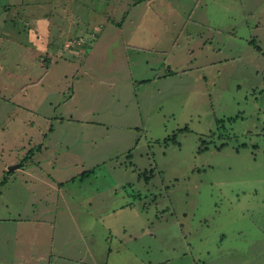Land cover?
I'll use <instances>...</instances> for the list:
<instances>
[{"label": "rangeland", "instance_id": "rangeland-1", "mask_svg": "<svg viewBox=\"0 0 264 264\" xmlns=\"http://www.w3.org/2000/svg\"><path fill=\"white\" fill-rule=\"evenodd\" d=\"M147 1L0 0L1 262L264 264V0Z\"/></svg>", "mask_w": 264, "mask_h": 264}, {"label": "crops", "instance_id": "crops-1", "mask_svg": "<svg viewBox=\"0 0 264 264\" xmlns=\"http://www.w3.org/2000/svg\"><path fill=\"white\" fill-rule=\"evenodd\" d=\"M154 1L155 0H153V2ZM150 3H151L150 0H148L145 3V6L146 5L148 6ZM137 6H139V5H137ZM27 39H28V36H27ZM32 42H33V40H32ZM35 42L37 44L38 43V40H35ZM20 163H22V162H20ZM29 169L30 168L28 167V164H25L24 163V166L22 165V167L20 169L17 168V169H14V171H9V172L12 173V172H15V170L27 171ZM6 172H7V170H6ZM13 175L14 174L12 173L11 176H13ZM9 178H10V176L8 175L7 182L9 181ZM33 212H35V211L33 210ZM49 213H52L53 214V212H49ZM17 214H18V216H16V218L13 217V218H6V219L9 220V221H11V223H15V225H16V223H19L20 225H23V224L28 223V222H32L33 223L36 220H39V219H36V217H43L44 216L42 214L39 215L38 213L34 215V213H33L32 216L33 215L34 216L32 218H27V217L25 218V215H27L25 213V211L18 212ZM53 222H54V220H53ZM49 224H54V223L49 222ZM27 236H28V234H27ZM18 237H19V234L18 233L9 234V236H7L5 233H3V232L0 231V248H2L3 245H12L15 241L16 242H19L18 241ZM52 240H53V238H52ZM27 245H30V244L29 243L26 244V242H22V244H21L22 249L25 250V248L27 247ZM33 245L34 244H31V248H32ZM48 248H49L48 249V252L44 256H41L38 260L32 261L33 259H35V257H34V253H31V254H28V257H25L24 260L21 261L18 264H78L77 263V254H76L77 253V245H75L74 243L71 244V245H68L66 247V249L69 248L70 250L75 249V251H74L75 253L74 254H76V255H73V256L68 255L66 253L67 250L65 251L64 249H61L60 250V251H63L62 254L59 251L57 252V254H55L54 249L52 247V244H49L48 245ZM30 252H33V249ZM0 264H10V263H6L4 261L3 262L0 261Z\"/></svg>", "mask_w": 264, "mask_h": 264}, {"label": "water", "instance_id": "water-1", "mask_svg": "<svg viewBox=\"0 0 264 264\" xmlns=\"http://www.w3.org/2000/svg\"><path fill=\"white\" fill-rule=\"evenodd\" d=\"M21 167H22V163H19V164L11 165L10 167H8V170L13 171L14 169L21 168Z\"/></svg>", "mask_w": 264, "mask_h": 264}, {"label": "trees", "instance_id": "trees-1", "mask_svg": "<svg viewBox=\"0 0 264 264\" xmlns=\"http://www.w3.org/2000/svg\"><path fill=\"white\" fill-rule=\"evenodd\" d=\"M8 174H10V172H8ZM7 177H8V176H4V177H3V180H2L1 183H0V186H3V185L6 183V181H7Z\"/></svg>", "mask_w": 264, "mask_h": 264}]
</instances>
